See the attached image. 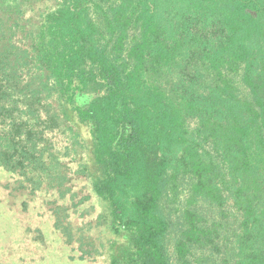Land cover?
I'll list each match as a JSON object with an SVG mask.
<instances>
[{"label": "trees", "instance_id": "obj_1", "mask_svg": "<svg viewBox=\"0 0 264 264\" xmlns=\"http://www.w3.org/2000/svg\"><path fill=\"white\" fill-rule=\"evenodd\" d=\"M0 169L109 264H264V0H0Z\"/></svg>", "mask_w": 264, "mask_h": 264}, {"label": "rangeland", "instance_id": "obj_2", "mask_svg": "<svg viewBox=\"0 0 264 264\" xmlns=\"http://www.w3.org/2000/svg\"><path fill=\"white\" fill-rule=\"evenodd\" d=\"M73 173L67 170V184L75 193L70 202L23 193L17 178L0 169V264H109L108 243L117 238L105 217L98 220L104 210L88 198L84 179ZM57 207L64 208L56 212ZM56 216L68 221L63 225L70 230L71 245L54 229Z\"/></svg>", "mask_w": 264, "mask_h": 264}]
</instances>
